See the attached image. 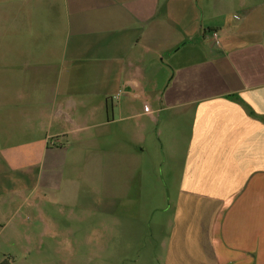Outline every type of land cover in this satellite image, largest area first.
I'll return each mask as SVG.
<instances>
[{
    "label": "crops",
    "instance_id": "0c3cea01",
    "mask_svg": "<svg viewBox=\"0 0 264 264\" xmlns=\"http://www.w3.org/2000/svg\"><path fill=\"white\" fill-rule=\"evenodd\" d=\"M154 137L177 193L165 264H264V0H0V178L31 180L0 205H90L53 180L80 161L142 177Z\"/></svg>",
    "mask_w": 264,
    "mask_h": 264
},
{
    "label": "rangeland",
    "instance_id": "374dc122",
    "mask_svg": "<svg viewBox=\"0 0 264 264\" xmlns=\"http://www.w3.org/2000/svg\"><path fill=\"white\" fill-rule=\"evenodd\" d=\"M138 112L145 114L142 109ZM154 144L146 145L153 163L149 169H140L142 177L119 176L111 170L93 173L92 169L86 176L88 169L80 161L76 172L67 169L61 180H53V187L59 193L66 180H72L78 186V199L90 205H52L46 202L44 192L40 195L45 201L42 204L31 193L27 204L0 205L1 223H11L7 228L11 232L14 228L19 235L17 240H3L15 236L8 231L0 236V251H5V261L9 264H165L166 235L177 193L172 182L170 187H162L167 161H163L156 138ZM103 150L108 154L131 152L119 140L108 142ZM104 163L109 165L110 161L101 162ZM152 174L156 177L154 181ZM15 182L30 185L31 180L3 176L1 190L11 188ZM140 185L148 186L145 192H139ZM3 201L0 198V203Z\"/></svg>",
    "mask_w": 264,
    "mask_h": 264
}]
</instances>
